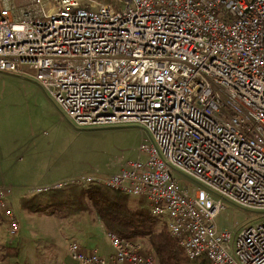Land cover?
<instances>
[{
  "label": "built area",
  "instance_id": "1",
  "mask_svg": "<svg viewBox=\"0 0 264 264\" xmlns=\"http://www.w3.org/2000/svg\"><path fill=\"white\" fill-rule=\"evenodd\" d=\"M25 68L35 73L30 76ZM0 71L32 78L75 127L134 126L148 140L104 185L146 199L191 261L264 264V0H0ZM15 189L0 185L9 235ZM225 202L261 223L221 227ZM76 264H160L150 242L107 233Z\"/></svg>",
  "mask_w": 264,
  "mask_h": 264
},
{
  "label": "rangeland",
  "instance_id": "2",
  "mask_svg": "<svg viewBox=\"0 0 264 264\" xmlns=\"http://www.w3.org/2000/svg\"><path fill=\"white\" fill-rule=\"evenodd\" d=\"M25 72L35 73L29 68ZM147 140L134 126L79 129L32 78L0 71V185L20 188L13 197L35 195L34 189L62 183L85 170L100 178L116 174L138 157L139 146ZM225 206L217 218L221 227L238 230L263 220L232 204L225 202ZM50 212L52 216L35 215L28 228L20 227L21 235H9L12 246L21 250L17 258L6 255L8 248L2 242L8 238L0 217V264H76L69 258L72 243L85 249L98 246L101 252L109 249L94 209L67 219L58 216L62 214L58 209L51 207Z\"/></svg>",
  "mask_w": 264,
  "mask_h": 264
},
{
  "label": "trees",
  "instance_id": "3",
  "mask_svg": "<svg viewBox=\"0 0 264 264\" xmlns=\"http://www.w3.org/2000/svg\"><path fill=\"white\" fill-rule=\"evenodd\" d=\"M25 202V208H28L27 202L33 204L28 210L34 213L44 207H54L64 211L66 217L84 214L92 208L107 233L129 241L150 242L160 264H212L205 257L191 261L179 243L170 237L165 220L152 214L143 197L135 200L104 185L70 183ZM6 252L10 258L19 256L17 249L8 248Z\"/></svg>",
  "mask_w": 264,
  "mask_h": 264
},
{
  "label": "crops",
  "instance_id": "4",
  "mask_svg": "<svg viewBox=\"0 0 264 264\" xmlns=\"http://www.w3.org/2000/svg\"><path fill=\"white\" fill-rule=\"evenodd\" d=\"M23 2H24V0H22L21 1V3H18V2H16V0H15V3L17 4V5H23ZM86 171V170H85ZM82 172H84V171H82ZM75 175V174H74ZM73 177V176H72ZM72 177H69V178H67L66 180H69L70 178H72ZM3 184V183H2ZM56 184V183H55ZM40 186V185H39ZM46 186V185H45ZM42 187V186H41ZM16 187H13V189H15ZM17 189V190H16ZM15 189V191H14V193H13V196H14V194H16L19 190H20V188H16ZM21 190H23V188L21 189ZM28 190V189H27ZM27 192V191H26ZM42 193H44V192H42ZM39 194H41V193H39ZM37 194H35V195H27V196H21V195H18L19 197H13L12 196V206H14L15 207V212H16V214H17V221L19 222V226L20 227H22V230L24 231L25 230V228H28L29 226V224H30V222H32V219H33V217L35 216V215H37V214H42V215H44V216H46V215H51L52 216V214H51V212H50V208H42L39 212H37V213H34V212H32L31 210L29 211L28 210V208H30L33 204L32 203H30V202H27V206H28V208H25V205H26V200H29V201H31L32 199H34L35 198V196H36ZM14 198V199H13ZM37 199H40V197H38ZM22 201H24V202H22ZM52 208H54V207H52ZM30 209H32V208H30ZM54 209H57V208H54ZM18 210V211H17ZM86 214V213H85ZM62 216L61 217V219H65L66 218V216H64L65 215V212L64 211H62V214H58V216ZM82 215V214H81ZM56 216V215H55ZM80 216V215H79ZM0 217H3V223L5 224V234H6V238H8V240H6V242L4 243V242H2V245L4 246V247H7V248H12V249H17L18 251H19V254L21 253V250H20V248L18 247V246H12V240L13 239H11L10 237H9V223H8V220L5 218V216H4V214H3V211L2 210H0ZM57 217V216H56ZM72 217H76V216H72ZM57 218H60V217H57ZM67 219V218H66ZM5 221V222H4ZM2 223H0V225H1ZM103 227V226H102ZM103 229H104V227H103ZM20 232H21V228H20ZM20 232H19V235H21L20 234ZM105 232V234L107 235V231L104 229L103 230V233ZM79 244V243H78ZM80 246H82L81 244H79ZM89 245V244H88ZM69 247H70V245H69ZM82 247H84V246H82ZM90 248H98V250H99V253L103 256V257H108L109 258V256L111 255V251H110V249H106V250H103V252H101V250H100V248L98 247V246H93V247H89V248H87V249H90ZM69 249V248H68Z\"/></svg>",
  "mask_w": 264,
  "mask_h": 264
}]
</instances>
